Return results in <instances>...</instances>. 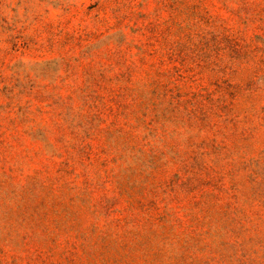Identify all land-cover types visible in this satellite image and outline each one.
I'll return each instance as SVG.
<instances>
[{
    "label": "rangeland",
    "instance_id": "374dc122",
    "mask_svg": "<svg viewBox=\"0 0 264 264\" xmlns=\"http://www.w3.org/2000/svg\"><path fill=\"white\" fill-rule=\"evenodd\" d=\"M0 264H264V0H0Z\"/></svg>",
    "mask_w": 264,
    "mask_h": 264
}]
</instances>
